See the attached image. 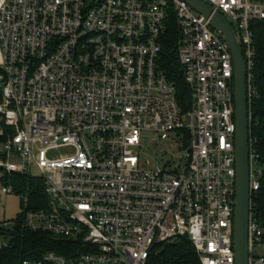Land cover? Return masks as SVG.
<instances>
[{"label": "built area", "instance_id": "2783aa9c", "mask_svg": "<svg viewBox=\"0 0 264 264\" xmlns=\"http://www.w3.org/2000/svg\"><path fill=\"white\" fill-rule=\"evenodd\" d=\"M204 1L242 47L251 128L253 23L264 21V0ZM174 16L187 111L160 66ZM0 123L2 181H45V206L22 196L24 226L81 245L71 256L50 251L21 264H147L157 245L180 237L201 264H236L233 57L186 1L0 0ZM145 136L176 149L163 148L153 166L142 160L152 154ZM62 148L69 151L57 155ZM260 175L250 136L249 264H264L252 211ZM2 192L16 194L4 183ZM9 246L1 237L0 250Z\"/></svg>", "mask_w": 264, "mask_h": 264}, {"label": "trees", "instance_id": "16d2710c", "mask_svg": "<svg viewBox=\"0 0 264 264\" xmlns=\"http://www.w3.org/2000/svg\"><path fill=\"white\" fill-rule=\"evenodd\" d=\"M257 48L255 66V86L257 97L252 104V124L250 136L253 142V150L257 155V167L261 170L259 176L260 188L252 196V211L254 218L263 230L264 242V21L253 23ZM179 30L172 18L167 34L163 41L160 66L166 72L170 81L175 83L178 103L183 111L190 109L192 96L184 77L183 68L179 59L178 50ZM5 185H12L16 194L27 199L29 207H41L46 204L45 181L42 178L14 174L3 179ZM24 203V199L22 198ZM24 211L17 218V225L13 226L16 235H12V229L0 226V238L9 236L10 246L0 250V264H21L25 259L39 260L50 251L71 256L81 248L79 242H67L55 239L53 236L35 232L26 228ZM2 223H0L1 225ZM147 264H201L199 255L192 242L187 237H180L171 242L162 243L155 247Z\"/></svg>", "mask_w": 264, "mask_h": 264}, {"label": "water", "instance_id": "95a60500", "mask_svg": "<svg viewBox=\"0 0 264 264\" xmlns=\"http://www.w3.org/2000/svg\"><path fill=\"white\" fill-rule=\"evenodd\" d=\"M210 20L212 28L228 45L234 63L236 117V197L234 209V249L236 264H249L250 121L246 85V63L235 29L228 19L204 0H183ZM12 235H16L12 231Z\"/></svg>", "mask_w": 264, "mask_h": 264}, {"label": "rangeland", "instance_id": "374dc122", "mask_svg": "<svg viewBox=\"0 0 264 264\" xmlns=\"http://www.w3.org/2000/svg\"><path fill=\"white\" fill-rule=\"evenodd\" d=\"M2 125L0 123V129ZM173 135V134H172ZM145 147H150L152 149V154L146 155L141 154L142 160L150 161L153 166L156 164H162V158L158 156L159 153L163 152V148H167L169 152L175 151L176 148L171 146L170 141H164L161 146H156L153 143V137L145 136L144 138ZM171 150H169V149ZM69 149L62 148L60 151L56 152L57 155H63L67 153ZM178 152V150H176ZM157 158L160 160L157 161ZM3 181L0 175V223L7 222L10 226L17 221L20 214L23 213L26 203L22 202V196L15 193H4L2 192ZM155 252H159V249L155 248ZM159 250V251H158ZM264 254V249L261 251Z\"/></svg>", "mask_w": 264, "mask_h": 264}]
</instances>
